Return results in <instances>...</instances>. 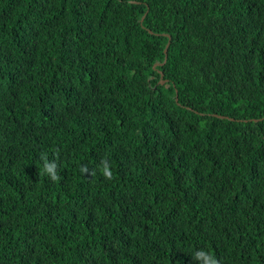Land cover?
I'll return each mask as SVG.
<instances>
[{"label": "trees", "instance_id": "obj_1", "mask_svg": "<svg viewBox=\"0 0 264 264\" xmlns=\"http://www.w3.org/2000/svg\"><path fill=\"white\" fill-rule=\"evenodd\" d=\"M198 249L264 264V0H0V264Z\"/></svg>", "mask_w": 264, "mask_h": 264}, {"label": "clouds", "instance_id": "obj_2", "mask_svg": "<svg viewBox=\"0 0 264 264\" xmlns=\"http://www.w3.org/2000/svg\"><path fill=\"white\" fill-rule=\"evenodd\" d=\"M164 61V60H163ZM167 62V61H166ZM162 62H157L153 65L154 68H156L157 65ZM162 65V64H161ZM164 65V64H163ZM163 72V71H162ZM161 73V70H160ZM167 82V79H165ZM160 81H161V75H160ZM165 82V83H166ZM164 83V84H165ZM58 153V150H57ZM39 159L42 161V168H39V172L43 176H47L52 181H57L60 179L59 173H58V163L56 159H49V156L46 152H41L39 154ZM101 175L104 177V179L112 181L115 179L114 173L112 170V165L107 158H102L99 166ZM80 172L85 174L89 173V167L87 164H81L80 165ZM90 175H95V169H92ZM193 259L195 261H198L199 264H220V260L212 255L209 251H206L204 249H198L195 250L192 253Z\"/></svg>", "mask_w": 264, "mask_h": 264}, {"label": "water", "instance_id": "obj_3", "mask_svg": "<svg viewBox=\"0 0 264 264\" xmlns=\"http://www.w3.org/2000/svg\"><path fill=\"white\" fill-rule=\"evenodd\" d=\"M142 20H143V18H142ZM169 37H170L169 41L167 42V45L165 47V58H164V61L162 63H159V64H162V65L166 63L167 58H168V47L170 46L171 36H169ZM165 82H166V80L164 79V73L161 71V81H160V83L164 84Z\"/></svg>", "mask_w": 264, "mask_h": 264}, {"label": "rangeland", "instance_id": "obj_4", "mask_svg": "<svg viewBox=\"0 0 264 264\" xmlns=\"http://www.w3.org/2000/svg\"><path fill=\"white\" fill-rule=\"evenodd\" d=\"M142 18H143V20H142ZM142 18H141V22H143L144 21V19H145V16H142ZM150 32L151 33H153L151 30H150ZM167 45V44H166ZM166 47V46H165ZM170 47V46H169ZM169 47H168V49H169ZM164 52H165V48H164Z\"/></svg>", "mask_w": 264, "mask_h": 264}]
</instances>
